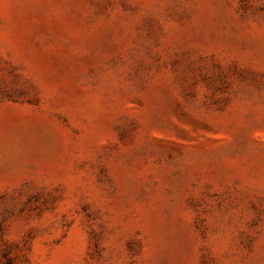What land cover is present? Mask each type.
<instances>
[{
  "label": "rangeland",
  "instance_id": "obj_1",
  "mask_svg": "<svg viewBox=\"0 0 264 264\" xmlns=\"http://www.w3.org/2000/svg\"><path fill=\"white\" fill-rule=\"evenodd\" d=\"M0 264H264V0H0Z\"/></svg>",
  "mask_w": 264,
  "mask_h": 264
}]
</instances>
